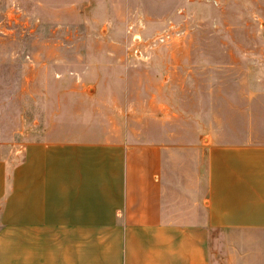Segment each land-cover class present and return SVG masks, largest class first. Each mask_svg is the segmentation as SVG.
Segmentation results:
<instances>
[{
  "label": "crops",
  "instance_id": "0c3cea01",
  "mask_svg": "<svg viewBox=\"0 0 264 264\" xmlns=\"http://www.w3.org/2000/svg\"><path fill=\"white\" fill-rule=\"evenodd\" d=\"M149 1L33 0L101 35L75 55L94 65H128L114 26L121 17L123 32L140 30L169 3ZM178 7L161 27L182 30ZM181 35L162 44L172 53L161 62L90 75L113 88L98 107L42 128L66 136L19 142L12 163L0 153V264H264V71L223 87L184 72L186 58L173 57Z\"/></svg>",
  "mask_w": 264,
  "mask_h": 264
},
{
  "label": "rangeland",
  "instance_id": "374dc122",
  "mask_svg": "<svg viewBox=\"0 0 264 264\" xmlns=\"http://www.w3.org/2000/svg\"><path fill=\"white\" fill-rule=\"evenodd\" d=\"M57 1L67 3L69 0ZM182 2L169 0L160 15L147 14L140 30L134 26L128 33L123 32L120 17L114 26L113 38L120 43L124 41V49L118 51V56L124 57L128 65H94L84 58L75 59L77 53L86 51L91 39L97 40L101 36L92 37L82 19L56 20L46 11H40L33 0H0L1 155L12 163L19 156L17 152L11 153L13 145L16 148L25 140L66 136L67 131L58 126L42 129L49 118L58 121L57 118L63 116L66 120L68 111L69 121H73L83 106L101 105L106 91L113 87H110V82L93 80L90 75L132 71L135 69L132 63L145 67L151 56L158 62L170 57L172 45H160L155 40L164 27H161L164 19L179 5L185 7L183 10L187 14L181 28L185 30L182 33L184 43L180 48L175 47L173 57L186 58L182 59L186 64L184 72L199 73L204 79L216 76L217 84L223 87L230 83L225 80L233 74L264 71V0ZM17 6L28 15L26 22L24 15L18 16ZM147 7L150 8L149 5ZM133 19L138 22L136 15ZM82 42L87 46H82ZM137 43L142 44L139 49L147 59L134 56L133 47ZM66 44L74 45L67 48ZM126 45L129 47L125 48ZM87 51H93V47ZM243 56H247L249 62L242 60ZM161 72L164 73L163 70ZM202 84L209 89V80L202 81ZM91 91L94 97L90 99L87 95ZM220 98L217 97L218 104L224 100ZM204 99L208 103L209 94ZM37 120L40 126L35 127L33 122Z\"/></svg>",
  "mask_w": 264,
  "mask_h": 264
},
{
  "label": "built area",
  "instance_id": "2783aa9c",
  "mask_svg": "<svg viewBox=\"0 0 264 264\" xmlns=\"http://www.w3.org/2000/svg\"><path fill=\"white\" fill-rule=\"evenodd\" d=\"M216 3V0H212ZM182 34V30H179L174 23L169 22L166 27L163 28V30L156 36L155 43L164 44L169 43L173 40L179 39L180 35ZM133 53L135 57H140L142 59L146 58V55L143 54V52L138 49L134 48Z\"/></svg>",
  "mask_w": 264,
  "mask_h": 264
},
{
  "label": "trees",
  "instance_id": "16d2710c",
  "mask_svg": "<svg viewBox=\"0 0 264 264\" xmlns=\"http://www.w3.org/2000/svg\"><path fill=\"white\" fill-rule=\"evenodd\" d=\"M7 167H9V165H7Z\"/></svg>",
  "mask_w": 264,
  "mask_h": 264
}]
</instances>
